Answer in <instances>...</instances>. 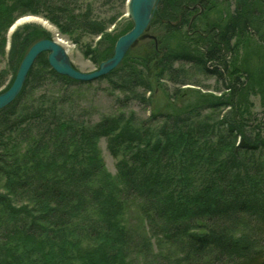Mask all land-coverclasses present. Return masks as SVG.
Returning a JSON list of instances; mask_svg holds the SVG:
<instances>
[{
	"label": "trees",
	"instance_id": "1",
	"mask_svg": "<svg viewBox=\"0 0 264 264\" xmlns=\"http://www.w3.org/2000/svg\"><path fill=\"white\" fill-rule=\"evenodd\" d=\"M64 1L0 0V58L7 53L13 69L7 88L30 46L53 37L26 23L12 32L7 52L20 13L45 11L63 34L79 24L99 37L94 51L87 45L95 63L113 56L121 34L107 26L117 16L101 22L88 3L74 12ZM149 29L103 77L119 94L117 114L80 128L46 121L2 142L41 118L33 92L45 75L75 83L52 69L47 53L0 110V146L10 145L0 153V264H127L134 256L151 262L157 251L170 264H264V159L253 154L262 143L242 121H216L241 94L243 78L228 58L250 35L264 44V0H160ZM185 65L228 91L195 88ZM131 101L149 117L124 112ZM217 126L224 129L215 141ZM101 137L118 159L117 176L106 168Z\"/></svg>",
	"mask_w": 264,
	"mask_h": 264
},
{
	"label": "rangeland",
	"instance_id": "2",
	"mask_svg": "<svg viewBox=\"0 0 264 264\" xmlns=\"http://www.w3.org/2000/svg\"><path fill=\"white\" fill-rule=\"evenodd\" d=\"M53 1L56 4L62 3V5L65 2L64 0ZM87 3L92 16L101 22L108 23L117 16V20L113 24H108V31L123 35L133 25V20L128 15V3H123L122 0H71L66 3V9L79 12L86 7ZM45 8L46 6L40 7L41 13ZM44 12L43 14H18V18L8 31L6 51H9L11 34L15 28L30 23L38 25L41 29L51 33L53 37L59 33L65 38L72 46L67 54L68 61L76 69L82 72H91L97 69L102 62H94L93 54L87 51V45L90 41L95 44L99 37L93 38L79 24H73L70 27L71 32L63 34L56 24L44 16ZM149 27L136 43H140L142 39H145L151 33ZM95 46L96 44L91 46V51H94ZM7 57L6 53L0 58V82L4 81L0 87V92H3L9 86L13 78V69L9 66ZM228 59L234 67V77L239 75L244 81L242 80V85L239 87V89L241 88V94L238 96L240 98L237 101V108L233 112L232 110L217 112L221 114L219 118H216V121H222L227 124L234 121H242L246 131L250 132L253 137H259L262 143V146L253 152L255 154L254 157L264 159V44L259 42L256 37L250 35V38L247 37L242 43L237 54ZM185 68L198 81L199 85L195 86V88L201 91H208L214 96L221 95L222 91H228L224 89L226 87L225 84L219 82L217 78L204 75L192 65H185ZM39 82L35 85L36 89L33 95L36 102L34 106L39 110L41 118L36 121L32 120L35 122L24 124L16 128L15 131L8 132L2 138V142L16 138L23 131L33 130L35 132L44 128L46 121L52 126L56 123L65 122L78 125L77 127L80 128L81 126H91L103 117L114 115L121 111L117 102L119 94L111 90L109 80L103 77L91 82L75 80L73 84H62L57 78L47 74ZM123 111L127 114H130L131 111L135 112L136 118L139 120L146 119L150 115L149 108L146 109L135 101H131L123 108ZM221 129H224V126ZM221 129L218 126L216 127L214 131L215 141L220 135ZM222 132L224 133V130ZM9 146V144L0 146V153H3ZM98 147L101 150L108 172L112 176H117L116 165L118 159L110 153L107 139L101 137L98 140ZM198 147L199 144H197L196 151H198ZM246 155L249 157L251 153ZM1 190L2 188H0ZM127 264H170V260L157 251L155 258L151 262L143 261L140 257L134 256L128 260Z\"/></svg>",
	"mask_w": 264,
	"mask_h": 264
},
{
	"label": "water",
	"instance_id": "3",
	"mask_svg": "<svg viewBox=\"0 0 264 264\" xmlns=\"http://www.w3.org/2000/svg\"><path fill=\"white\" fill-rule=\"evenodd\" d=\"M159 0H128V15L133 20V27L121 35L115 44L112 57L103 61L97 69L82 72L69 61L63 47L55 38H43L33 43L26 52L11 86L0 92V110L12 103L22 91L30 70L43 53H48L49 65L58 74L65 75L79 82H91L108 75L123 61L127 52L142 38L150 26Z\"/></svg>",
	"mask_w": 264,
	"mask_h": 264
},
{
	"label": "bare ground",
	"instance_id": "4",
	"mask_svg": "<svg viewBox=\"0 0 264 264\" xmlns=\"http://www.w3.org/2000/svg\"><path fill=\"white\" fill-rule=\"evenodd\" d=\"M55 40L63 47L66 54H68L72 48L71 44L63 38L59 33L55 34Z\"/></svg>",
	"mask_w": 264,
	"mask_h": 264
}]
</instances>
